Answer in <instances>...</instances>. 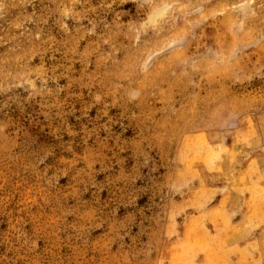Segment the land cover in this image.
<instances>
[{"label":"rangeland","instance_id":"obj_1","mask_svg":"<svg viewBox=\"0 0 264 264\" xmlns=\"http://www.w3.org/2000/svg\"><path fill=\"white\" fill-rule=\"evenodd\" d=\"M0 264H264V0H0Z\"/></svg>","mask_w":264,"mask_h":264}]
</instances>
